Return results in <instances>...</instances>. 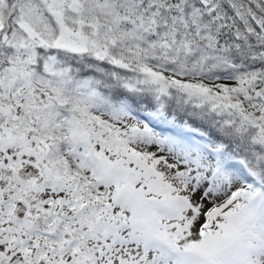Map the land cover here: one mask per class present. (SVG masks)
<instances>
[{"label":"snow or ice","instance_id":"6c2138e0","mask_svg":"<svg viewBox=\"0 0 264 264\" xmlns=\"http://www.w3.org/2000/svg\"><path fill=\"white\" fill-rule=\"evenodd\" d=\"M0 264H264V0H0Z\"/></svg>","mask_w":264,"mask_h":264}]
</instances>
